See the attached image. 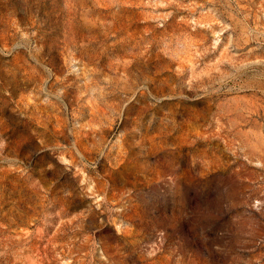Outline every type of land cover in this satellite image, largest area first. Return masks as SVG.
<instances>
[{"label": "rangeland", "instance_id": "1", "mask_svg": "<svg viewBox=\"0 0 264 264\" xmlns=\"http://www.w3.org/2000/svg\"><path fill=\"white\" fill-rule=\"evenodd\" d=\"M0 264H264V0H0Z\"/></svg>", "mask_w": 264, "mask_h": 264}]
</instances>
